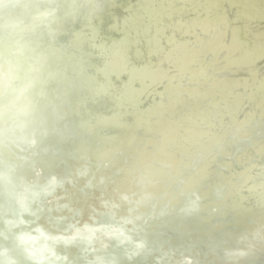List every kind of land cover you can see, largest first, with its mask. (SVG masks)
Here are the masks:
<instances>
[{
	"label": "bare ground",
	"instance_id": "1",
	"mask_svg": "<svg viewBox=\"0 0 264 264\" xmlns=\"http://www.w3.org/2000/svg\"><path fill=\"white\" fill-rule=\"evenodd\" d=\"M229 1L234 3L233 0ZM215 2L216 0H202L201 4H197L196 16L187 20L181 19L172 23L173 26H171L170 22L165 20L167 14L182 8H172L169 6V0H139L132 7L131 17L120 24L122 33L133 32V27H140L136 38L130 33L114 38L109 30H104L96 37L90 36L91 33L88 35L86 41L92 45L84 43L82 48L88 57L85 62H82L88 68V75H80L87 80L83 79V81L74 67H68L63 58L59 59L62 63L58 70L60 72L66 70L72 79H78L74 80L76 84L73 88H69L68 97L61 95L63 86L60 82H52L51 75L55 66L53 67L50 61H46V67L41 76L44 82L38 81L29 85L26 91V94L32 93L30 95L33 96L15 98L18 90L30 78L38 77L34 76L37 72L32 74L30 67L36 60L34 51H37L38 45L33 46L31 42L25 44V41L18 39V35L21 33H24V36L29 35L30 40L39 36L38 42L48 38V35H44L46 28L37 26L36 22L37 20L41 22L43 19L50 22L55 19L49 24L54 26L64 15L65 8L68 6L67 0H10L8 7L0 9V71L10 73L9 76L2 77L0 80V152L7 159L15 161L13 183L17 184L23 180L42 184L53 175L60 177L55 193L51 195L53 192H50L37 202L39 221L44 222L45 215H48V212L40 213L46 207L44 200L47 198L52 199L49 211L52 220L47 226L59 231L66 228L72 229L80 225L82 221H88L92 216H98L96 218L99 221L108 224L106 215H103L105 212L103 209L110 203H118L114 210L115 214L127 211L128 207L130 212L131 206H135L136 209L131 213L148 212V201L141 200L149 193L169 199L177 210L184 195L179 188L173 187V184L179 187V180L176 181V178H179V172H184L190 163L182 159L183 154H186V157L194 155L195 158L198 152H201L202 160L195 170L197 175L200 174L201 179L204 174H208L207 180L200 179L195 184L192 180L194 170L191 168L186 173L184 184L190 189L197 188L198 193H201L203 214L194 218L186 217L181 225H179V218L174 223H167L164 228L167 227L166 229L170 231L165 232L161 229V235L151 231L149 235L156 236L152 238L153 241H150L147 249L150 252L142 256L140 264H182L180 258L190 259V264H264V252L258 250L263 242L259 240L255 242L256 251L244 257L231 256L230 248H237L236 245L246 246V244L244 240L239 239L240 236L236 239L231 238L236 229H233L235 227L232 226L230 215L228 212L221 215L222 210L205 212V209L220 203L215 194L218 175H222L223 179L227 176L231 180L230 186L243 181L242 194L249 193L245 196L247 198L245 203L253 215L247 225H245V219L242 223L249 229L262 226L261 234L264 235V224L259 223L264 222V174L259 172L256 163L245 168L248 164L246 160H249L252 153L248 149L241 148L235 155L231 154L232 117L212 118L208 104L202 101L198 103L199 107L205 108L201 111L183 110L178 106L179 83L182 82L184 72L189 73L190 82L187 81V84L193 83V86H198L203 97L206 93H212L205 86L206 83L210 85L214 83L213 76L206 70L207 65L202 61V70L194 69L191 65L182 63L179 58L185 61L196 53L194 58L197 63L203 56L202 53L208 50L207 48L219 42L223 34L222 28L226 32L228 20L224 18L223 13H216L215 19H212L213 14L210 9L213 10ZM103 3V1L100 2L102 5ZM241 7L244 12L252 11L249 3L245 1L241 2ZM52 10L57 13L55 16ZM45 11H50L53 16L44 17ZM106 16L110 17V14L106 13ZM161 17L162 19H159ZM148 18L153 19L152 27L156 29L155 32L161 29V26L156 28V22L161 21L162 25L170 26V30L185 34L187 38L180 42L179 39L170 35L166 28L159 38L168 39L169 48L165 49L166 47L158 45L154 37L152 47L145 45V50H141L135 46L136 54L132 55L131 49L134 51V48H130V42L132 45L143 44L151 34L152 27L148 25ZM86 20L84 15L79 14L76 21L63 23L62 26L71 36L74 31L86 32L88 26ZM143 20L146 24L142 23ZM35 24V32L27 33L32 25L33 28L35 27ZM60 25L61 23L55 26ZM259 29L261 32L264 31L263 26L262 29L252 27L249 33L258 32ZM200 30L207 35L205 37L200 35L198 33ZM213 32L215 34H212ZM233 42L232 39L231 43ZM70 43L71 40H69ZM47 44L48 41L44 40L41 45ZM22 49H24L23 53ZM143 54L146 57L153 55L156 58L154 61H144L143 64L147 66L134 65L132 57L136 55L140 57ZM159 55L164 56L169 63L159 64ZM126 56L129 57L130 62ZM30 62L33 63L30 64ZM211 66L214 67V64L212 63ZM109 68L113 73H121L119 77L122 74L126 75V78L129 77V83L122 77L111 79L105 72ZM262 69L264 70V64ZM6 80L11 81L12 87L6 83ZM224 81L227 82L228 77H225ZM252 82H255V77ZM157 83L161 90L151 88L150 92L156 95V101L146 106L131 102L133 93L147 90L148 86L145 87V85L154 86ZM255 83L260 82L256 79ZM261 89L262 91L255 99L264 105V85ZM194 94L193 87L189 88L184 95L182 94L186 105H190ZM95 96L102 97L95 99ZM107 103L109 106H106ZM5 106L10 107L8 112L4 110ZM82 106L88 107L81 110ZM62 111L65 116L67 115L65 120L61 115ZM193 112L196 113L193 114ZM197 116L200 118L199 122L195 120ZM27 117H29L28 120H26ZM43 118L47 125L54 124L53 128L46 132L38 129V127L42 128L39 122ZM23 126L26 128L24 129ZM207 130H211V133L206 132ZM156 131L163 132L161 142L155 141ZM21 132L26 137L35 134L39 140L29 154L26 144L18 140ZM213 140L216 141L212 145ZM46 143H52L51 150L42 145ZM216 147L223 149L222 156L213 161L209 167L211 161L207 160L214 157L213 151ZM228 155H230L229 158ZM162 160L169 161L166 169L171 177L166 175L165 169L163 170ZM222 164L226 167L221 172L216 170L217 167L221 168ZM190 166L192 167V164ZM78 167L82 168L74 174ZM68 175L71 182L66 180ZM137 180L142 181L141 188L137 185ZM4 188L10 193V188L5 185ZM122 194H125L128 199L119 204ZM222 194L225 195V199L230 195L227 193L226 196V192ZM238 196L240 195L237 191L234 192L230 195L231 199L228 203H232ZM53 201L63 202V207L60 209L55 207ZM66 204L67 207H65ZM9 207L10 201L0 185V215H3ZM58 215L65 217L66 220H57ZM71 220L75 221L72 223L73 227H66L65 223ZM154 224L153 220L146 222L138 228L137 232H148ZM219 225H224L225 230H215L214 227ZM6 226L0 221V245L7 244L10 247V249H3L1 256L4 264H13V256L15 258L16 252L11 249L12 238L8 233L6 234ZM177 228L185 231L172 232ZM236 228L240 230L239 233H242L244 227ZM162 235L169 239L164 240L161 238ZM193 236L196 238L193 239ZM195 240L199 241V244L191 243ZM78 250L80 249L76 248L75 251L73 249L72 253H78L76 252ZM116 250L118 252L123 249L117 247ZM87 251L84 246L83 254Z\"/></svg>",
	"mask_w": 264,
	"mask_h": 264
},
{
	"label": "water",
	"instance_id": "2",
	"mask_svg": "<svg viewBox=\"0 0 264 264\" xmlns=\"http://www.w3.org/2000/svg\"><path fill=\"white\" fill-rule=\"evenodd\" d=\"M9 1L10 0H0V9L8 7ZM102 1L104 2L103 5L100 4ZM138 1L139 0H67L69 7L67 6V8H65L64 15L54 24V26L49 24L55 19L50 22H47L44 19L41 20V22L38 20L36 22L37 26L40 25L43 28H46L44 33V35H48V38L44 39L48 41L46 46L41 45L44 40L37 41L39 36L30 40L28 39L29 35L24 36V33L19 34L18 39L20 41H25V44L31 42L33 46L38 45L37 51H34L36 53V60L34 64L30 66L32 68V74L34 75L37 72L34 76L38 77H34L33 79L30 78L29 81L18 90L15 98L22 96H28L29 98L30 96H33L30 95L32 93L26 94V91L29 85H33L38 81L44 82V80L41 79V76L46 67V61H50V64L53 67L55 66L51 75L52 82H60L61 86H63L60 91L61 95L68 97L69 88H73V85L76 84V81L74 80L78 79H72L71 76L66 73V70L63 72L58 70L62 63L59 59L63 58L68 67H74L76 72H78L77 75L79 74V77L82 74L88 75V68L82 63L88 58L87 54L82 50L84 43L92 45L86 41L88 35L91 33L92 35L90 36L96 37L97 34L99 36V34L103 33L104 30H109L112 35H114V38H118L122 35L124 36L128 33L136 38L140 27H133V32L124 31V33H122L120 24H123V22H126V20L131 17L130 12L132 7L134 4H137ZM169 1V6H172V8H182V10H179L181 12L171 11L167 14V19L165 20L170 22L171 26H173L172 23L180 21L181 19L187 20L196 16L197 4L202 3V0H192L189 2L186 0ZM242 1L249 3L252 11L244 12L241 7ZM233 2L234 3L229 0H216L213 10L210 9L213 14L212 19H215L216 13H223L224 18L228 20L227 30L224 32V29L222 28L223 34L219 42L207 48L208 50H205L202 53L203 56L197 63H195L194 58L196 53L185 61L179 58L182 63L191 65L194 69L199 68L202 70V61L207 65L206 70L209 72L208 74L213 76L214 83L212 85L206 83L205 86L208 87L212 93L207 94L205 91L206 95L203 97L199 92L200 90H198V86H193V83L191 85L187 84V81H189V73L184 72L181 78L182 82L179 83V96L177 98L180 99V101L178 102V106L183 110L196 109L197 111H201L202 109H205L198 105V103L202 101L204 104H208L209 112H211V114H209L212 118L218 117V119H222L232 117L230 141L232 142L233 147L231 154L235 155L241 148L248 149L252 153L249 160H246L248 161V164L245 168L256 163L259 172L264 174V105L255 99L256 96H259V93L262 91L261 87L264 85V70L262 69L264 64V31L261 32L259 29L258 32L255 31L254 33H249L252 27H260L261 29L262 26L264 27V0H233ZM53 12L55 13V16L57 13L55 11ZM106 13H109L110 17H107ZM79 14L84 15L87 19L86 22L88 26L86 32L77 33L74 31V34L72 33L70 36V34L63 29L64 27L62 25L63 23H72L76 21ZM43 16L52 17L53 15L50 11H45ZM159 19H162V17ZM147 21L148 25L152 27V23L154 22L153 19L148 18ZM60 23V26H55ZM142 23L146 24L144 20ZM36 24L34 28L32 25L27 33L35 32L34 29H36ZM159 26H161L162 30L160 29L155 32L156 29L154 30L152 27L151 34L145 43L132 45L130 42V48H134V51L131 49L132 55L136 54L135 46L141 50H145V45H148L149 48L152 47V39H154V37L157 39L156 43L158 45L163 48L166 47L165 49L169 48L168 39L159 38V35L163 31L165 32L166 28L169 33H171L170 35L179 39L180 42H183V40L187 38L185 34H179L174 30H170V26L162 25L161 21L156 22V28ZM214 32L212 34H215ZM198 33L204 35V37L207 35L206 32L201 30L198 31ZM59 36L60 38H58ZM232 39L234 40L233 43H231ZM69 40H71L70 44ZM23 51L24 49H22V53ZM152 53L156 54L155 52ZM129 55L130 53L128 56ZM128 56L126 57L130 62ZM159 56V64L167 65L169 63L164 56ZM135 57H132V59L134 58V65L142 66H147V64H143L144 61H154L156 58L153 55L146 57L145 54L140 57L136 55ZM32 63L33 62H30V64ZM212 63L214 64V67L211 66ZM105 72L107 76L111 77V79H119L122 77L123 79L125 78V81H130V78H126V75L124 74L119 77L118 75L121 73L111 72V68L107 69ZM7 73V71H4L3 73L0 71V80L2 77L10 75V73ZM101 77H103V75H101ZM225 77H228L227 82L224 81ZM253 77H255V82L257 79V82L259 81L260 83L252 82ZM80 78L82 80L84 79L83 77ZM6 83L11 86L10 80H6ZM258 84H261L262 86ZM157 85L158 83L154 86L145 85V87L148 86L147 90L145 89L144 91L133 93V98L130 99L131 102L136 103L137 105L146 106L147 104L156 101V95L150 94V92L152 91L151 88L159 90V86ZM14 87H16V85ZM191 87L195 88V94L192 96L191 103L188 106L182 99V94L184 95V93ZM64 88L66 89L65 91ZM98 97L99 96H95V99ZM106 106H109V103H107ZM86 107L88 106H82L81 110ZM9 109L10 107L8 106L4 107L6 112H8ZM196 112H193V114ZM61 115L65 120L67 115L65 116L63 111ZM28 118L29 117H27L26 120H28ZM195 120L199 122V116H197ZM40 125L42 128L38 127V129L45 132L52 129L54 126V124L47 125L44 122V118L39 122V126ZM23 128L25 129L26 127L23 126ZM241 129L243 130L242 134ZM210 131L211 130H207L206 132L211 133ZM162 134V131H156L154 133L155 141L161 142L163 138ZM18 140L26 144V150L29 151L28 154L34 150V147L39 141L35 134L26 137L23 132L20 133ZM215 141L216 140L212 141V145ZM42 145H45V147L50 150L52 149V143ZM213 152L214 157L207 160L211 161L209 167H211L213 161H216L217 158L222 156L223 149L221 147H216ZM0 154V170H7L6 172H0V185L10 201V207L5 213H3V215H0V221L7 225L6 234L8 233L12 238L10 243L12 244L11 249L16 252L15 258L13 256V264L14 260L15 264H140L142 256L150 252V250L147 249L150 246V241H153L152 238L156 236L149 235L151 231L160 234L161 229L165 232L169 230L166 229L167 227L164 228L167 223H174V221L179 218V225H181L186 217L194 218L195 216L197 217L203 214L201 193H198L199 191L197 188L195 189V187H192L190 189L185 187L184 184V181L186 180L185 176H187L186 173L188 170H191V168L194 170L192 171L193 182L196 184V182L200 181V174L197 175L195 169L202 160L201 152H198V155L195 158L194 155L186 157V154H183L184 158L182 159L188 162L190 161V163L184 172H179V178H176V181L179 180V187L177 184H173V187L176 189L179 188L184 195V199L177 206V210L176 207L170 203L169 199L149 193L144 195L141 200L148 201V212L141 214L131 213L136 211L135 206H131L130 212L128 207L127 211L115 214L114 210L117 208L118 203H110L107 208L103 209L105 210L103 215H106L108 224H103L99 221L96 218L98 216H92L88 221L84 220L80 225L74 227L72 223L75 221H68L65 223L67 225L66 227L72 226L73 228H66L65 230L61 229L60 231L52 230L51 227L47 226L50 225L52 220V216L49 214L52 206V199L50 200L47 198L44 200L46 207L40 211V213L48 212V215H45L44 222L38 220L39 211H37V202L39 199L45 197V195L50 192H53L51 195L55 193L59 183L58 179H60V177L53 175L46 183L42 184L30 183V181L25 182L23 180H20L17 184L13 183L12 177L15 161L4 157L2 152H0ZM229 157L230 155H228V158ZM162 161L163 170L165 169L166 175H168L166 168L169 166V161ZM190 164H192V167ZM225 167L226 165L222 164L221 168L217 167L216 170L221 172ZM81 168L82 167H78V170L75 169L74 174H77V171L79 172ZM10 169L12 171H10ZM207 175L204 174L203 179L201 180H207ZM66 178V180L69 181L70 175L66 176ZM218 178L217 184L215 185V194L220 203L219 205H213L211 208L205 209V212L207 210L216 212L222 210L221 215H225L226 212L230 215L232 226L235 227L233 229H236L231 238L236 239V237L240 236L239 239L244 240L246 244V246L236 245L237 248H230V255L233 257H244L254 250L256 251L254 243L258 240L263 242L262 247L258 250L264 252V235L261 234L262 226L258 227L259 230H257L258 228L249 229L242 223L243 219H245V225H247L251 221L253 215V213L247 209L245 203L247 200L245 196L249 195V193L244 192L242 194L244 188L243 181L236 182V185L234 184L233 186H230L231 180L227 176L223 179L222 175H218ZM69 182H71V180ZM4 185L10 188V193L5 190ZM137 185L141 188L143 185L142 181L137 180ZM236 191L240 196L234 198L232 203H228V200L231 199L230 195H233ZM143 192H145V190H143ZM222 192H226V196L227 193L230 195L225 199V195L222 194ZM125 196V194L121 195L119 204L128 199ZM53 203L54 206L59 209L63 207V202L61 201L59 203L53 201ZM68 205L71 206L70 204ZM65 207H67V204ZM57 217V220H66L65 217H62L61 215H58ZM148 217L151 219L147 220L146 218ZM152 220L155 223V226L153 225L148 232H137L139 227ZM259 223L264 224L263 221H260ZM236 227H244L242 233H239L238 231L240 230ZM182 228L185 229L184 227ZM214 228L215 230H225L224 225L215 226ZM183 231H180V229L177 228L172 232L183 233ZM161 238L164 240L169 239V237L163 235ZM195 238L196 237L193 236V239ZM198 242L199 241L197 240L191 241V243L194 244H199ZM81 246L87 248L88 251L85 254H83V247L81 250ZM117 247H122L123 250L117 252ZM76 248H79L80 250L76 251L78 253L73 254L72 250L74 249L75 251ZM3 249H10V247L7 244L0 245V264H4V259H2L3 257L1 256V251ZM180 261L182 264H190V259L187 258H180Z\"/></svg>",
	"mask_w": 264,
	"mask_h": 264
}]
</instances>
